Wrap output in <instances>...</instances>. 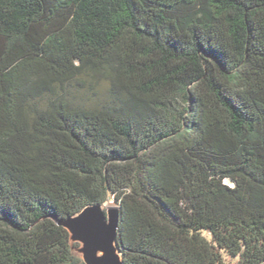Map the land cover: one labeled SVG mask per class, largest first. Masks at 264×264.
I'll return each mask as SVG.
<instances>
[{"label": "trees", "instance_id": "trees-1", "mask_svg": "<svg viewBox=\"0 0 264 264\" xmlns=\"http://www.w3.org/2000/svg\"><path fill=\"white\" fill-rule=\"evenodd\" d=\"M108 198L125 264H264V0H0V264Z\"/></svg>", "mask_w": 264, "mask_h": 264}, {"label": "water", "instance_id": "water-1", "mask_svg": "<svg viewBox=\"0 0 264 264\" xmlns=\"http://www.w3.org/2000/svg\"><path fill=\"white\" fill-rule=\"evenodd\" d=\"M57 225L68 232L72 255L83 264H125L117 245V208L88 206Z\"/></svg>", "mask_w": 264, "mask_h": 264}, {"label": "rangeland", "instance_id": "rangeland-1", "mask_svg": "<svg viewBox=\"0 0 264 264\" xmlns=\"http://www.w3.org/2000/svg\"><path fill=\"white\" fill-rule=\"evenodd\" d=\"M109 208H117L113 199L111 198L104 204V211H106ZM77 247H79V244H76ZM227 261L226 264H234V261H230L228 258L225 257V262Z\"/></svg>", "mask_w": 264, "mask_h": 264}]
</instances>
